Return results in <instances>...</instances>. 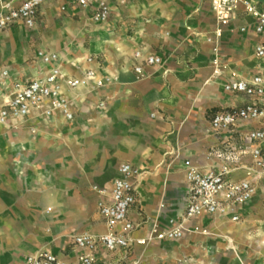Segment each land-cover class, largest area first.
I'll use <instances>...</instances> for the list:
<instances>
[{"label": "crops", "instance_id": "crops-1", "mask_svg": "<svg viewBox=\"0 0 264 264\" xmlns=\"http://www.w3.org/2000/svg\"><path fill=\"white\" fill-rule=\"evenodd\" d=\"M22 1L0 0V7ZM251 1L264 10V0ZM94 10L53 0L40 8L34 26L17 22L0 32V103L16 80L49 72L54 63L44 62L39 50L58 53L68 75L82 77L92 67L109 79L99 88L93 83L64 87L72 119L55 110L50 116L34 113L0 122V264H27V255L40 250L68 262L88 252L72 235L108 230L97 204L109 199L124 162L144 170L127 214L136 225L134 237H145L155 226L169 227L170 218L184 213L185 160L206 171L235 152L241 164L253 163L250 153L239 149H249L246 134L255 122L225 132L210 127L215 111L249 100L227 91L226 81L234 74L264 77V56L256 52L264 37L254 31L251 15L241 8L215 42L207 40L217 25L211 0L112 2L103 22L93 20ZM137 50L162 56L164 64L143 63L145 74L138 75ZM90 56L92 63L86 61ZM100 101L105 105L99 107ZM246 176L241 167L233 173ZM262 179L264 173L254 176L256 192ZM256 192L241 206L240 220L203 215L189 226L208 233L188 230L179 239L135 244L126 254L99 245L97 263L240 264L235 256L264 254V247H250L256 238L251 232ZM259 239L264 244V236Z\"/></svg>", "mask_w": 264, "mask_h": 264}, {"label": "built area", "instance_id": "built-area-1", "mask_svg": "<svg viewBox=\"0 0 264 264\" xmlns=\"http://www.w3.org/2000/svg\"><path fill=\"white\" fill-rule=\"evenodd\" d=\"M51 1L53 0H24L18 5L12 2L3 3L0 7V32L17 22L29 27L34 26L40 8ZM70 1L84 8L93 7L95 10L92 17L96 22L109 19L112 2L119 5L128 2V0ZM241 8L253 17L254 31L264 37V10L251 0H211V9L217 25L213 36H209L208 40L218 41L225 28L237 18ZM241 30L246 31L247 28L242 26ZM256 52L264 56V42L256 46ZM39 56L44 62L54 64L45 74L29 80L18 79L13 83L6 100L0 103L1 123L25 120L34 113L50 116L55 110H59L67 119H72L74 113L64 93V87L76 89L93 83L94 87L99 88L109 80L100 77L92 67L84 69L82 77L68 75L58 63L59 54L56 52L40 51ZM135 56L142 60V63L134 67L135 72L141 76L145 74L143 63L158 66L164 64L163 57L157 54H143L141 50H137ZM86 61L92 63L94 57H87ZM224 87L227 91L246 95L249 100L243 105H233L215 111L211 116L210 127L215 132H225L243 123L255 122L257 126L250 128L246 134V139L250 143L249 149H239L240 153H250L253 160L251 165L241 164L235 152H230L219 166L206 171L201 170L192 161L185 160L188 188L184 213L177 218H170L169 227L155 226L145 237H134L132 231L136 225L127 219V214L136 201L144 170L130 162H124L119 169L120 176L113 183L109 199H100L97 204L108 230L101 234L84 231L73 235L74 243L88 252L80 254L75 261L68 262L52 251L40 250L27 256V264H98L95 252L99 245L109 251L122 249L126 254L135 244L146 246L155 240L181 238L186 231L191 230L189 222L203 215L230 216L232 220H239L241 206L250 201L256 192L254 176L261 178L264 173V77L259 73L251 77H239L234 74L226 81ZM104 105L103 101L98 104L99 107ZM240 167L246 170L247 176L233 177V173ZM118 225H121L120 229L117 228ZM132 264H140V260L136 259Z\"/></svg>", "mask_w": 264, "mask_h": 264}, {"label": "rangeland", "instance_id": "rangeland-1", "mask_svg": "<svg viewBox=\"0 0 264 264\" xmlns=\"http://www.w3.org/2000/svg\"><path fill=\"white\" fill-rule=\"evenodd\" d=\"M62 8L64 10L68 9L67 5H63ZM208 37H207V40H208ZM39 52H40V50L38 51V55H39ZM3 74L6 75L7 71L4 70ZM5 164H6V161H4V166H5ZM253 201H254V208L252 209V211H253V215L256 217L255 218L256 222L253 224V227L251 228V232L256 235L255 236L256 238L253 241L254 245H250V247L260 246V248L262 249V247H264V244L263 243L261 244L259 238H260V236H264V234L262 235V233H264V179H262L259 182V188L256 192V195H255ZM240 219H241V217H240ZM191 231H193V232H204V233L209 232L207 229L202 228L198 225H196L194 228H192ZM73 235H72V238H73ZM173 241H176V240H173ZM234 259H236L240 264H264V254L262 253V251L252 252L251 255H248L246 257L235 256ZM243 259H244V261H243Z\"/></svg>", "mask_w": 264, "mask_h": 264}]
</instances>
